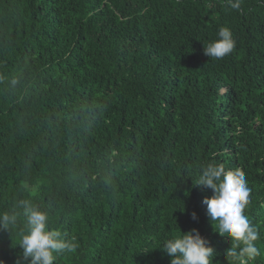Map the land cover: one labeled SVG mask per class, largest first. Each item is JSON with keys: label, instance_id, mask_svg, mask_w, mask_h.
Here are the masks:
<instances>
[{"label": "trees", "instance_id": "trees-1", "mask_svg": "<svg viewBox=\"0 0 264 264\" xmlns=\"http://www.w3.org/2000/svg\"><path fill=\"white\" fill-rule=\"evenodd\" d=\"M239 2L0 0V212L46 211L76 245L55 264H171L192 229L229 264L208 163L244 171L264 264V0ZM220 27L232 52L205 56ZM24 227L0 229L4 264Z\"/></svg>", "mask_w": 264, "mask_h": 264}, {"label": "clouds", "instance_id": "clouds-1", "mask_svg": "<svg viewBox=\"0 0 264 264\" xmlns=\"http://www.w3.org/2000/svg\"><path fill=\"white\" fill-rule=\"evenodd\" d=\"M234 9L240 8L239 0H228ZM235 46L230 29L220 27L217 39L204 44V54L210 58L223 59ZM210 188L214 194L205 197L208 216L216 232L231 239V247L225 256L229 264H249L260 255L257 241L260 234L255 225L244 214L249 204L251 189L246 175L239 168L226 170L223 164L208 163L201 168L198 182L194 184ZM18 208L22 212H0V229L13 231L17 227L18 215L24 218L25 227L18 232L14 246L22 249L17 264H55L61 253L72 252L74 241L66 240L63 233L50 225V218L39 205L21 200ZM192 218L197 219L196 213ZM171 264H213L215 250L198 229L176 233L160 247ZM147 250V249H146ZM0 264H4L0 261Z\"/></svg>", "mask_w": 264, "mask_h": 264}]
</instances>
